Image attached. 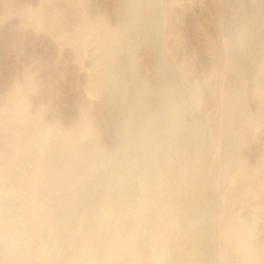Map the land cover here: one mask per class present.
I'll list each match as a JSON object with an SVG mask.
<instances>
[{"label":"bare ground","instance_id":"1","mask_svg":"<svg viewBox=\"0 0 264 264\" xmlns=\"http://www.w3.org/2000/svg\"><path fill=\"white\" fill-rule=\"evenodd\" d=\"M81 2L82 0H41L37 10L25 8L22 13L35 28L49 33L58 44L69 45L78 60L81 61L89 51L97 54L95 56L98 62L93 58L92 63H97H93L92 67L89 65L90 70L87 69L83 75V92L93 95L102 87L106 68L118 63L126 44L151 19L154 0H114L113 24H109L102 16L89 17L81 8ZM170 3L177 4L176 0H170ZM243 10L241 0H236L232 30L238 36V47L242 46V41L249 54L256 58V42H259V34L264 30V0L253 8L250 16H246ZM206 39L208 51L213 55L216 40L212 37ZM223 44L221 63L213 65L210 74L212 78L220 75L222 79H226L225 82L221 79L225 85L216 82L219 87L214 90L217 127L212 130V134L209 133L214 139L216 135L226 133L232 119L228 105L229 86L232 85L230 81L229 85L226 82L233 74L242 73V66L238 60L239 63L236 62L232 47L226 41ZM240 49L238 51H243L245 55L247 49ZM160 55L159 61L165 69L187 81L188 92L196 101L200 83L188 77L182 64L172 63L165 44ZM261 77L262 75L258 76L257 92L263 96ZM123 81L122 93L115 97L122 115V121L119 120L122 122L120 129L126 134L125 136L123 133L127 138L128 148L139 154L142 171L139 183L143 189L144 203L137 215L138 220L151 229L148 242L134 252L131 264H201L197 227L192 222L196 214L194 192L204 183V165L201 166L200 162L204 138L202 139L200 128L193 127L194 124L185 118L179 106L181 100L166 91L168 88H164L165 83L144 80L135 71V67ZM106 95L112 99L111 92ZM3 100L0 102V124L9 125L13 131L8 136L6 149L0 153V177L8 179L15 168L22 170L20 174L28 173L31 204L29 215L20 212L17 216L0 204V231L31 232L29 244L39 251L43 264H53V258L61 253L59 251L63 243H70L73 237L79 236L78 238L90 241L91 254H95L97 264H102L113 246L112 237L120 228L122 215L131 202L130 181L123 176L119 177L120 172H116L111 151L97 147L98 135L89 125L90 122L78 116L65 127L56 123L47 127L39 114L29 111L24 98V87L17 84L11 86ZM254 117L264 119V111L258 110ZM46 127L49 130L47 137L44 133ZM239 158L241 157L235 156L233 159L234 168L228 181L227 211L218 230L221 241L215 247V262L264 264V245L257 240L252 225L231 211L233 207L236 209L235 204L249 203L253 201V197L257 198L253 201L255 204L264 203V176L247 169ZM17 176L19 178V174ZM20 177L24 179L22 175ZM23 179V182L26 181ZM110 184L116 185L113 193L107 191ZM48 187H59L65 195L53 205L45 204L39 195L41 190ZM6 192L9 194L10 191ZM82 193H96L98 196H94V202L77 209L71 207L70 204L78 202ZM147 203L152 205L151 209L147 207ZM179 208L183 209L180 214L176 212ZM176 215L181 217L180 222L176 220ZM14 242L7 239L8 248L14 252L22 251V246ZM86 243L85 241L84 244ZM74 248L77 249L75 254L80 253L79 249L82 251L81 246ZM82 254L85 255L84 252Z\"/></svg>","mask_w":264,"mask_h":264},{"label":"rangeland","instance_id":"2","mask_svg":"<svg viewBox=\"0 0 264 264\" xmlns=\"http://www.w3.org/2000/svg\"><path fill=\"white\" fill-rule=\"evenodd\" d=\"M40 1L0 0V102L4 101L3 96L8 93L11 86L17 84L24 87V98L29 111L32 114H39L47 127L53 123L65 127L70 121L79 117L90 122L89 125L98 135L97 147L111 151L112 161L114 165L116 164L115 169L117 168L116 172H120L119 177L123 176L130 181L131 202L122 215L120 228L112 237L113 246L102 264H131L135 257L134 252L148 242L151 231L149 225L138 220V211L144 203L142 202L144 201L143 189L139 183V174L142 175L139 154L128 148L126 134L122 131L123 129H120L122 128V122L119 121L122 118L121 111L115 102V97L122 93L124 78L130 74L134 67L144 80L150 83L154 81L165 83L166 87L163 86L168 88L166 91L181 100L179 106L185 118L194 124L193 127L199 126L200 128L202 139L204 138L203 146L200 149L201 166L204 165L202 167L204 183L194 192L196 194V214L192 222L197 227L196 235L200 244L201 264H218L215 262L217 259L214 251L221 241L218 230L227 211L228 181L234 168V157L240 156V161L242 159L243 162H241L246 164L247 169L255 170L264 176V119L254 117L258 110L264 111V30L260 32L261 35L259 34V42H256L257 57L260 58L256 57L257 60H255L256 58L249 54L242 41L241 45L244 47L240 44L238 47V36L232 30L236 0H176L177 4L175 5H171L170 0H154L151 19L140 33L129 44L127 43L128 45L126 44L119 58L120 61L118 60V63L106 68L102 87L91 95L83 92V86H85L83 75L87 69V71L90 70L93 63L98 62L97 56H95L97 54L89 51L80 61L69 45H60L49 36V33L35 28L22 13V10L25 8L37 10L40 7ZM261 1L241 0L243 13L250 16L253 8ZM81 3V8L89 17L102 16L109 24L114 23V0H82ZM207 37L216 40L214 41L216 43L213 55L208 51ZM224 40L232 47L236 62L238 60L242 66V73L240 72V75L233 74L226 82L229 85L230 81V85H232L229 86L228 98L230 118L232 119L226 133L216 135L215 140L212 135L210 137L212 130L214 131L217 127L214 90L226 79L224 78V81L220 75L212 78L210 74L213 65L221 63L222 57L220 58V56H222ZM163 44L169 51L172 63L182 64L188 77L200 83L196 101L191 98L190 92H188L187 81L169 72L160 63L159 57ZM240 48L247 49L245 55L243 51H238ZM93 58L97 62L93 60L92 63ZM259 75H262L263 96L257 92ZM221 79L224 82H221ZM216 82L220 84L217 85ZM107 92L108 94L111 92L113 100L106 95ZM231 94L232 96H230ZM198 123L200 124L198 125ZM47 127L44 131L46 137L49 135ZM11 130L9 125L0 124V153L6 149ZM230 149L231 151L233 149L232 153ZM17 169L10 172L8 179L0 177V204L8 207L7 209L14 216L21 213L29 215L31 204L28 190L29 176L28 173L20 174L22 170L18 171ZM1 170L2 164H0V172ZM21 179L27 182L24 181V183ZM5 184L9 189L5 187ZM110 185L107 191L113 193L116 185ZM5 189L10 191L9 194ZM63 193L59 187H48L41 190L39 196L45 204L53 205L58 198L65 195ZM96 195V193L95 195L82 193L78 202L75 204L73 202L70 205L77 209L89 202H94ZM254 200L257 198L253 197ZM253 201L251 200L250 204H235L236 209L232 205L230 210L233 207L231 211L237 213L241 220L252 225L257 240L264 245V203L255 204ZM261 205L263 206L261 207ZM147 207L151 209L152 205L147 203ZM182 210L179 208L176 212L180 214ZM175 218L180 222L179 215H176ZM6 237L8 240L20 244L22 251L14 252L8 248ZM78 237H73L69 241L70 243H63L59 251L61 253L53 258V264H65V262L97 264L95 254H91L90 241ZM30 239L31 232L28 231L11 233L2 230L0 233V264H43L39 251L29 244ZM83 240L84 243L85 241L88 243L87 246V243L82 242ZM78 245L82 249V251L80 249L78 251L81 254L85 253V255L82 254L83 257L80 253L75 254L77 249L74 250V247L78 248ZM79 258L80 260H78Z\"/></svg>","mask_w":264,"mask_h":264}]
</instances>
